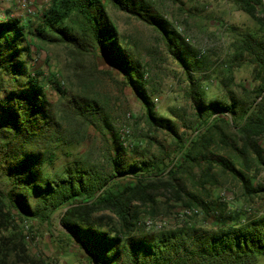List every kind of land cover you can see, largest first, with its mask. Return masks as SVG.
I'll use <instances>...</instances> for the list:
<instances>
[{"label":"trees","instance_id":"1","mask_svg":"<svg viewBox=\"0 0 264 264\" xmlns=\"http://www.w3.org/2000/svg\"><path fill=\"white\" fill-rule=\"evenodd\" d=\"M233 1L258 28L232 25L233 52L218 66L152 0H51L28 24L21 17L0 20V264H37L18 222H49L63 206L60 224L90 264H257L264 257V212L245 217L217 209L184 182L198 168L203 187L222 173L238 179L248 195L261 191L249 172L255 163L264 167V0ZM107 3L158 31L188 79V108L172 107L171 117L158 113L148 70L121 40ZM37 40L65 46L81 83L112 73L98 69V58L117 70L144 106L150 131L141 137L148 147L128 138L125 144L100 101L69 95L60 73L33 71ZM244 65L254 67L258 85L251 91L241 85L245 92L239 95L232 85L235 69ZM217 68L224 93L209 97L204 83ZM48 82L60 103L49 100ZM64 120L94 126L104 136L108 144L97 165L78 160L52 170L61 146L77 139L78 131L68 135ZM161 130L172 138L169 146L153 135ZM161 188L186 206L200 207L215 226L138 229L139 202L154 207Z\"/></svg>","mask_w":264,"mask_h":264},{"label":"rangeland","instance_id":"2","mask_svg":"<svg viewBox=\"0 0 264 264\" xmlns=\"http://www.w3.org/2000/svg\"><path fill=\"white\" fill-rule=\"evenodd\" d=\"M3 7L0 12L9 9L12 1H15L18 8L21 0H2ZM34 11L37 13L46 6V0H29ZM156 10L172 17L182 23L195 41L198 48L206 49L211 62L216 65L223 60H229L233 52V32L229 29L232 25L240 29L256 30L258 24L245 11L241 10L233 0H152ZM108 11L112 19L116 22L120 38L128 43L138 54L148 70L151 85L155 91L163 96V103L158 108V113L162 116L171 117L172 107H189L186 97L188 79L180 67L179 63L168 52L161 35L151 26L129 17L126 13L118 11L111 4L107 3ZM24 11H26L24 9ZM33 16L34 13H29ZM16 15V14H15ZM7 17V16H6ZM12 17V16H11ZM16 17V16H15ZM18 17V16H17ZM0 20H3L0 16ZM34 24L38 19L32 20ZM32 46L31 69L37 71L41 69L47 76L51 72L60 73L59 80L68 94L79 92L98 99L105 107L109 119L115 128L120 131L123 127L130 126L133 134L128 137L131 143L141 142L147 146V140L141 135L149 133V127L145 119V109L133 92V90L123 84V76L112 66L98 58V69L101 71L111 70L112 73L97 74L92 81L81 83L74 75L75 60L68 54L63 45H44L38 40ZM222 69H216L211 79L205 81L206 91L209 97H221L223 88L219 83V77L224 76ZM254 67L244 65L235 69V83L232 88L239 95H244L241 85L247 90H253L258 85V80L254 76ZM218 78V79H217ZM0 76V80H2ZM240 85V86H239ZM48 98L53 103H60L62 100L59 94L48 82L46 86ZM170 91L168 95H164ZM60 111V110H59ZM58 111V113H60ZM131 113V117L128 114ZM61 115V114H60ZM64 127L68 135L78 131L77 139L71 143L61 146L53 165V171H60L66 165L78 160L97 165L103 157V152L108 144L104 136L94 126H81L78 120H64ZM153 135L164 145L169 146L172 138L165 131L154 132ZM264 149V136L259 140ZM153 147L158 151L157 145ZM102 163V162H101ZM100 163V164H101ZM249 172L253 176L255 186L261 187L259 193L248 195L242 183L234 177L222 173H217L216 183H207L204 187L199 184V169L193 171L196 176L188 179L185 174V184L188 189L198 193L203 199L208 201L212 207L224 209L226 212L242 213L245 217H251L264 212V167L253 166ZM156 203L152 207L150 203H140L141 227L148 229L147 221H163L164 227H174L181 219L183 209L189 206L184 204L185 199L176 200L163 188L155 194ZM65 207H61L51 217L49 222H42L37 219H30L25 223L18 222L21 228L25 229L31 254L35 257L37 264H90L87 253L77 242L68 238L63 226L60 224V217ZM190 222L205 227H214L215 219L208 217L205 213L191 217ZM154 229V228H153ZM40 259L44 260V263ZM257 264H264V257Z\"/></svg>","mask_w":264,"mask_h":264},{"label":"built area","instance_id":"3","mask_svg":"<svg viewBox=\"0 0 264 264\" xmlns=\"http://www.w3.org/2000/svg\"><path fill=\"white\" fill-rule=\"evenodd\" d=\"M1 1V0H0ZM51 0H46V6L49 5ZM20 6L22 9H25L29 13H35L34 8L31 6V2L29 0H21L20 1ZM167 18L174 24V26L177 28V30L185 37V39L190 42L191 44L196 45V41L187 34L185 26L178 22L177 20L173 19L172 17L166 15ZM202 50V53H206V49L200 48ZM184 72V71H183ZM185 73V72H184ZM149 75V73H147ZM170 91H166L164 95H168ZM153 101L156 105V108L158 109L162 103H163V96L157 92L153 94ZM132 115L131 113L128 114V117L130 118ZM120 134L123 140H125V144H129L128 141L126 140L130 135L133 134V131L130 126L123 127L120 129ZM201 208L197 206H189L183 209V212L181 213V219L178 221V223L175 225V227H179L184 225L185 223L190 222L191 217L201 214ZM147 227L148 228H157L161 229L164 227L163 221H153V220H148L147 222Z\"/></svg>","mask_w":264,"mask_h":264},{"label":"crops","instance_id":"4","mask_svg":"<svg viewBox=\"0 0 264 264\" xmlns=\"http://www.w3.org/2000/svg\"><path fill=\"white\" fill-rule=\"evenodd\" d=\"M3 6H4V3L1 0L0 1V7H3ZM9 6H11L9 9H6V10L0 12V16L2 19H7L8 17H11V16L12 17L18 16V17H21V19L23 20L24 23H26V24L29 23L31 18L27 14V12L24 11V9H23V11H19V13L17 11H15L18 8V6H16L15 1H12L11 5H9ZM38 8H40L38 10H41L42 7H38ZM6 15H7V17H6Z\"/></svg>","mask_w":264,"mask_h":264}]
</instances>
